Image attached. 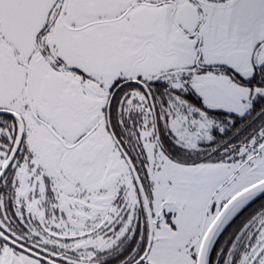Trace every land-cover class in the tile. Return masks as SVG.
<instances>
[{
  "label": "snow or ice",
  "instance_id": "snow-or-ice-1",
  "mask_svg": "<svg viewBox=\"0 0 264 264\" xmlns=\"http://www.w3.org/2000/svg\"><path fill=\"white\" fill-rule=\"evenodd\" d=\"M0 264H264V0H0Z\"/></svg>",
  "mask_w": 264,
  "mask_h": 264
}]
</instances>
